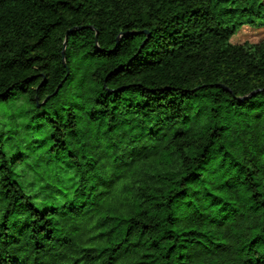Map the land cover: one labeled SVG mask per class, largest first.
<instances>
[{
	"label": "trees",
	"instance_id": "trees-1",
	"mask_svg": "<svg viewBox=\"0 0 264 264\" xmlns=\"http://www.w3.org/2000/svg\"><path fill=\"white\" fill-rule=\"evenodd\" d=\"M243 26L261 0H0V264H264Z\"/></svg>",
	"mask_w": 264,
	"mask_h": 264
},
{
	"label": "rangeland",
	"instance_id": "rangeland-1",
	"mask_svg": "<svg viewBox=\"0 0 264 264\" xmlns=\"http://www.w3.org/2000/svg\"><path fill=\"white\" fill-rule=\"evenodd\" d=\"M264 3V0H261ZM264 40V27L252 28L248 26L241 27L231 38L230 42L234 45L257 44Z\"/></svg>",
	"mask_w": 264,
	"mask_h": 264
},
{
	"label": "water",
	"instance_id": "water-1",
	"mask_svg": "<svg viewBox=\"0 0 264 264\" xmlns=\"http://www.w3.org/2000/svg\"><path fill=\"white\" fill-rule=\"evenodd\" d=\"M70 31H71V30H68V31L66 32V34H65V40H64V43H63V47H65L66 38H67V35H68V33H69ZM144 33H146V32H144ZM62 58H63V52H62ZM63 63H64V61H63ZM59 87H60V84L57 86V88L55 89V91L53 92V94H52L51 96H53L54 94L57 93ZM251 96H252V94H251L249 97H251ZM47 98H49V97H47ZM47 98H46V99H47Z\"/></svg>",
	"mask_w": 264,
	"mask_h": 264
}]
</instances>
